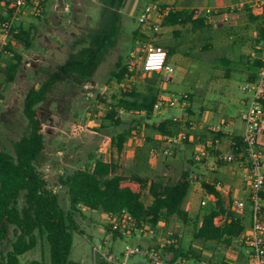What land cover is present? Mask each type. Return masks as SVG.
<instances>
[{"label": "rangeland", "instance_id": "obj_1", "mask_svg": "<svg viewBox=\"0 0 264 264\" xmlns=\"http://www.w3.org/2000/svg\"><path fill=\"white\" fill-rule=\"evenodd\" d=\"M66 2L70 4L69 12L61 14L62 11L58 9L59 11L52 15L45 9L38 17L28 13L18 24L17 33L23 29L30 34V37L27 42L21 41L20 44L13 45L14 50L22 57V62L15 81L3 85L0 89V148L3 151L15 154V143L29 135V123L23 113L28 91L39 88L60 65L74 55H80L93 42L91 39L97 28L96 18L100 16V13H97L99 6L94 5L97 0H66ZM150 2L151 0H141L140 9H144ZM140 13L130 22L135 30L142 26L138 21ZM105 18L108 20L109 15L106 14ZM127 33V30L122 32L118 38V47L109 50L91 80H83L76 74H70L56 84L46 100L38 105L45 123V147L37 167L47 181L48 188L56 191L60 204L66 212L71 211V201L68 191L60 186V178L72 174L77 169L92 167L97 158H102L101 151L106 146L104 143L111 137L130 132L126 148L121 158L117 159L128 176H141L152 182L169 185L180 181L185 170L191 173L203 170L202 165L198 164L195 158L204 148L201 137L204 135L208 138L212 137L208 130L210 123H219L221 120L220 124L225 126L229 119L233 118L232 122L238 125L239 113L236 116V112L232 108L229 109L228 104V98L233 95L229 94L231 91H228V86L224 85L230 84L237 90L246 81L248 75L245 70L248 63L245 58L254 51L252 47L256 38L248 37L236 27L212 32L209 50H203L204 44H200L201 47L199 46L197 50L186 49L185 53L184 48L199 45L196 43L198 41H206L204 36H202L204 39H200L201 37L195 38L194 34L186 33L182 41L185 44L182 48V56L184 59H189L184 69L187 73L178 76L179 58H181V52H178L169 62L175 70L174 75L178 77H174V80L173 77L166 79V88L160 93L161 98H159V103L169 98L175 104L171 106L164 102L160 106L162 113L150 120L143 114L117 109L119 123H116V126L103 128L107 110L112 109L111 105H117L116 99L121 93L132 88L144 89L146 77H143L140 70L144 56L141 51L142 45L152 43L167 50L158 35L151 37V41L141 40L142 47L135 45L134 48L133 35ZM174 44L176 42L172 41L169 45L172 47ZM181 45L176 46L177 50L181 49ZM133 48L136 49L134 57H132ZM12 56V54L3 55L2 63L6 65ZM223 58L228 59L231 64L227 66L222 63ZM118 62L122 65H130L129 72L132 74L126 76L123 85L113 78V73L121 69L117 67ZM218 93L220 94L217 95ZM214 98L220 101V106L225 100L227 103V110L226 108L218 110L220 115L222 114L220 119L217 107L215 110L213 108L211 100ZM187 108H191L193 115L187 113ZM170 116L180 123L171 129L173 132L171 137H177L179 140L170 148L171 155L164 156L162 151L165 148V136L156 129V126L164 121L165 117ZM191 122L193 125L189 128L187 123ZM235 130L239 132L236 126ZM228 146L229 142L223 139L218 143L217 149L222 155H226L232 153ZM107 147L111 149V146L107 145ZM240 163L237 161L234 164H223L220 175L211 172L206 177L210 183L218 181L223 186L225 208L228 212L237 215H240V212L233 206L236 192L238 191L246 202L248 200V193L247 195L244 193L246 190L244 173H247L248 169L245 161ZM126 183L135 191L141 190V187L134 182ZM200 185L203 191L202 183ZM203 193L194 194L192 201L185 202L184 209L192 219L190 226L174 218L169 223H161L157 227L146 226L144 232L131 234L123 240L117 238L113 240L108 236V218L103 217L104 214L83 207L79 213L74 214L77 230L73 232L74 242L70 258L83 264H97L93 248L103 249L104 243L114 248L117 253L125 249L126 243L143 249L157 248L161 251L167 241V235L177 234L181 236L186 251L192 247L201 261H207L208 246L194 239L196 218L198 216L203 218L207 213L206 209L211 208L201 206L202 198L205 197ZM142 194L143 200L146 203L150 202L148 189ZM14 240V227L10 226L7 240L1 247L0 258L5 257L12 249ZM33 260L50 263V247L45 239L39 238L37 246L20 257V264H29ZM128 264L151 263L145 256L137 254ZM188 264L199 263L191 259L188 260ZM212 264H216L215 261H212Z\"/></svg>", "mask_w": 264, "mask_h": 264}, {"label": "trees", "instance_id": "obj_2", "mask_svg": "<svg viewBox=\"0 0 264 264\" xmlns=\"http://www.w3.org/2000/svg\"><path fill=\"white\" fill-rule=\"evenodd\" d=\"M7 18L6 12L0 5V23ZM186 24H191L196 29L204 25V19L196 20L193 12L172 11L163 22L164 26ZM259 33L258 44H261V30ZM136 35L139 34L136 32ZM29 37L30 34L23 29L12 35L7 51L13 56L5 66H0V89L3 85L15 81L22 62V57L13 48V42H27ZM111 38V30L98 34L88 49L60 65L49 75L46 82L39 88L29 90L25 97L23 113L29 123V135L15 143V154L0 148V251L7 240L10 226L14 227L15 236L12 249L5 257L0 258V264H20V257L32 251L37 246L39 238L45 239L50 247L49 264H83L70 258L74 242L73 232L77 230L74 214L79 213L83 207L107 215L126 210L140 225L152 227L169 223L174 218L187 226L192 223V219L184 209L190 187L187 170L183 171L181 180L177 183L163 185L140 176H128L115 157H112L110 162L97 159L92 167L77 169L72 174L60 178V185L68 191L71 201V211L66 212L60 204L58 195L48 188L47 181L37 167L45 147V123L38 105L46 100L56 84L70 74H76L83 80H91L113 47ZM256 52L260 58L255 60L252 67L259 69L263 65L261 60L263 51L260 45ZM171 53L172 51L169 50L168 56ZM117 67L121 69L114 72L113 76L121 84L126 80L127 75H132L129 72L130 65L117 63ZM158 84L159 75L154 74L148 78L144 91L132 88L121 93L116 99L117 105H111L112 109L107 110L104 116L105 124L102 127L116 126V123H119L117 109L144 112L147 116H151L158 106ZM178 125H180L178 122L164 121L156 126V129L164 136H172L171 129ZM187 126L190 128L188 123ZM129 133L111 137L104 144L110 145L120 157ZM234 142L232 152L237 155L243 153V139L235 138ZM126 181L138 183L141 191L134 192L129 187H123ZM203 188L206 193L217 199V207L207 208L203 218L200 216L196 218L194 238L202 242L212 241L227 247L231 246L246 233V226L239 215L226 210L224 199L215 185L204 183ZM145 189H148L150 199L148 203L143 200L142 191ZM259 195L264 214V186ZM247 202L245 208L252 212L251 199L249 198ZM219 216H225L226 220L217 225L215 219ZM161 251L166 259L168 255L171 256L170 261L178 258L201 261L200 256L192 248L185 250L177 234L167 235V241ZM29 264L47 263L33 260Z\"/></svg>", "mask_w": 264, "mask_h": 264}, {"label": "crops", "instance_id": "obj_3", "mask_svg": "<svg viewBox=\"0 0 264 264\" xmlns=\"http://www.w3.org/2000/svg\"><path fill=\"white\" fill-rule=\"evenodd\" d=\"M240 2H241V0H151L150 3H147L145 5V8L147 6L152 5V6L160 8V11L155 10L154 12H152V14L150 16V22L148 24L140 26L137 30H135L133 28V26L130 24V22H131V20H133L136 17V15L140 11L143 10V9H140L141 0H122V1H120V0H102V1L97 0V3L94 4V5L99 6L97 13L98 14L100 13V16L98 18H96L97 19L96 20L97 21L96 22L97 28L95 29V33L93 34V36H92L93 38L91 40H95L98 37V34L103 33L105 31H108V30L109 31L111 30V33H112L111 40H112V44H113L112 48H115V47L117 48L118 47V38H120V36L122 35V32H125L127 30L128 33H132V35H133V38L135 41L133 42L132 47L135 48V45H138L139 47H142L144 45L141 40L146 39V41H151V37L158 35L161 43H163V46L167 47V52L169 50L172 51L171 55L168 56V61H167L168 66L172 67L169 63L170 59L175 54H177L178 52H181V58H179L180 68H179L178 76H182V75H184V73H187L186 70L184 71V69L186 68L185 64L188 62L189 59L188 58L184 59V57L182 56L183 55V53H182L183 49L182 48L185 47V44L182 41H183L184 35L186 33H191V35L194 34L193 37H195V38H200V37H201L200 39L206 38V41L205 42L198 41L196 43H199V45H190V48H184L183 52H185L186 49L191 50L194 48L195 50H197L199 48L200 44H204L202 46L203 50L204 49L209 50V48H210L209 43L212 39V37H211L212 32L222 31L224 29H229V28H236L237 27V28H239V30L241 32H245L248 37H251V38L255 37L256 38V40L254 42V47H252V49L254 51H252L247 56V58H245V59H247V63H248L246 66L247 69L245 70V72H247V75H248L246 78V81L242 85H240V87H238L237 90L235 88H232L230 84L224 85V86H228V91H231V92H229V94L233 95L231 98H228V101H229L228 104H229V109L232 108L236 112V116L239 113L238 119H237L238 125L235 124L234 122H232L233 120H231V119H233V118H230L228 121V124L225 126L220 124L221 120L219 121V123L212 122L208 125V130L212 134V137L208 138V136L204 135L201 137V142L204 144L203 150H205L209 153L210 158L208 160H203L201 162L197 161L198 164L202 165L203 170L202 169L198 170L195 173H191L189 170H187V171H189L188 181L190 183V187H189L188 195H187L185 202L192 201L194 194H199V193L201 194V192H204L203 194L205 197L209 195L208 193H206L204 188H203V191L200 189L201 183H202V187H203L204 183L215 185L216 189L221 193L223 199H225L224 195L222 194V192H223L222 187L223 186L218 181H216L215 183H210L209 181L206 180V177L211 172H214V175H220L219 173L221 171L222 165L223 164H229L223 160V157L230 154V153H228L226 155H222V153L217 149L218 143L221 140L226 139V141L229 142V146H228L229 150L232 152L233 145H235V142H234L235 138H242L243 134H244V125L240 119V113L244 109L245 103H246L249 95L244 93L243 86L246 84H252L257 78L258 69H254L252 66H253L255 60L257 58H260L258 56V53L256 52V50L258 49V47L260 45V44H258L257 38L259 37L258 33L261 30V21H260L261 19H260L259 14L254 12L249 6H246L245 8L240 9V10L237 9V6ZM78 4L81 5L80 2H78ZM208 7L214 8L220 12H225V11H230L232 9H235L237 11V16L233 21H231L229 23H223L222 21L211 22L205 17L196 16V14H195L196 10H202V9H205ZM58 9L62 11L61 14L69 12L70 4H68V2H66V0H49L47 2L46 11L48 13L54 15L56 13V11L57 12L59 11ZM172 11L173 12H182V13H192L193 12L194 18L196 20H198L200 18L204 19V25L202 27L200 26L196 29L191 24L164 26L163 22H164L165 18ZM28 13L33 14L32 11H30ZM28 13L26 15H28ZM106 14L109 15L108 20H106V18H105ZM38 19H40V17ZM127 26H128V28H126ZM136 32L139 35H136ZM202 36H204V38ZM172 41L176 42V44H174L171 47L169 44ZM15 43L20 44L21 42H19V41L13 42V45ZM178 44H180V45L182 44L181 49H179V50H177V48H176V46H178ZM134 48H133V50H134ZM135 51H136V49L132 53H134ZM221 62L227 66H229L231 64L228 59H224V58L221 60ZM0 66H5L4 63H2V59H1ZM242 70H244V69H242ZM174 73H175V70L170 76L171 78L173 77V80H174V77H178V76H175ZM154 74L159 75L158 106L156 107L155 112L151 116H147L144 112H128L124 109H119V110H123V111H126L128 113H135V114H141V115L143 114L149 120L152 119L153 117H157L159 114L162 113V111H160V106H159V100L160 99L159 98H161L160 93L163 92V89L166 88V84H167L166 79H168L169 77L165 73H161V74L160 73H150V74H147L145 76L143 75V77H146L144 80L145 81L144 82L145 83L144 88L147 85L148 78H150ZM160 77H162V79H160ZM123 83H121V85H123ZM139 91H144V89L139 90ZM219 94L220 93H218L217 95H219ZM189 96H191V95H189ZM183 99L191 101L190 99H187V98H183ZM211 101H212V104L214 106L213 107L214 110L217 107V112L219 113L218 118L220 119L222 117V114L220 115V112L218 110H225V108L227 107L226 100L224 101L222 106H220V101L218 99L214 98V100H211ZM226 110H227V108H226ZM187 111H188L187 113H189L190 115H193L191 108H187ZM164 121L177 122L178 120H174L170 116L168 118L165 117ZM164 121H162V122H164ZM188 124L190 125V128H192V125H193L192 122L188 123ZM235 126L239 129L238 130L239 132H237V130H235ZM168 137H171V136H165L164 141ZM128 141H129V137L127 138V141L124 145L123 152L126 148ZM108 146H110V145H108ZM212 151H215V152H212ZM101 152H102V154H101L102 158H97V159H101L104 162H110L112 157H115L116 159L119 158L116 151L112 147H111V149H109L107 147V145L103 147V150ZM120 158H121V156H120ZM234 163H236V162H234ZM234 163H231V164H234ZM240 164H242V163H240ZM193 174H199L200 175V181L199 182H193V183L190 182V177ZM244 174H245L244 175L245 176L244 188L246 189L244 191V193H245V195H247V193H248L247 196L249 199L250 194H251V187H250V183H249L248 178H247V173H244ZM142 178H144V177H142ZM126 182H132V181H126ZM126 182H124L123 187H129L134 192H140L141 191V190L135 191ZM134 183H136V182H134ZM136 184H138V183H136ZM143 191H142V193H143ZM205 197L202 198V201L205 199ZM235 200H242L245 202L246 205L248 203L244 200V198H242V195L238 191L236 192V196L233 199V202ZM238 212H240V211H238ZM103 217H108V215L104 214ZM239 217L243 220V223L246 226L247 230H246V233L243 234L239 239H237L231 246L227 247V246H224L222 244H218V243L212 242V241L203 242L209 248V249H207V251H208L207 252L208 264H212V261H215L216 264H248V254H247L248 249H247V246L244 242V238L246 235L249 234V232L252 228V212L247 211V209L245 208L244 211L240 212ZM225 220H226L225 216H219L218 218L215 219V224L220 225ZM179 237L181 238V236H179ZM191 248L192 247H190V249ZM198 263H199V261H198Z\"/></svg>", "mask_w": 264, "mask_h": 264}, {"label": "built area", "instance_id": "obj_4", "mask_svg": "<svg viewBox=\"0 0 264 264\" xmlns=\"http://www.w3.org/2000/svg\"><path fill=\"white\" fill-rule=\"evenodd\" d=\"M49 0H0V5L7 14V19L0 23V64L1 58L5 54H11L7 51V47L11 42L13 34L18 32V24L23 17L30 11L35 16H41L46 9ZM249 6L254 12L258 13L261 21L262 42L260 47L263 51L261 57L263 65L258 69L257 78L252 84L243 86L245 94L249 95L245 103L244 109L240 113V119L244 125L243 144L244 151L241 154L230 153L223 157V160L231 164L234 162H246L248 169V181L251 187L250 199L252 201V228L248 235L245 236L244 242L248 249V264H264V214L263 203L260 198V192L264 186V0H241L237 9H243ZM155 10L160 8L155 6H147L139 15V23L141 25L150 22V16ZM196 16L207 18L211 22L222 21L229 23L237 16V11L220 12L214 8H205L195 11ZM144 57L140 64L141 74L144 76L150 73H165L168 77L174 72V69L168 66V52L160 45L148 43L144 44L141 50ZM135 52L132 53V57ZM166 104L173 106L175 103L171 99L163 100ZM164 102L159 103L162 106ZM177 137H168L164 142V156L171 155V150L177 142ZM210 155L203 150L196 155V161L208 160ZM245 158V159H244ZM200 175L193 174L190 182H199ZM54 192V191H53ZM56 193V191L54 192ZM202 207H217V199L208 195L201 202ZM246 204L242 200L234 201V208L237 211H244ZM107 232L111 239L123 240L131 234L144 232L146 226L139 224L136 218L128 211L124 210L114 215H108ZM100 249L94 247V257L97 264H128L130 259L137 255L145 256L151 264L167 263V264H188L186 258H178L170 261L163 257L162 251L155 249H143L130 243L125 244V249L117 253L114 248L106 246ZM199 264H208L207 261H199Z\"/></svg>", "mask_w": 264, "mask_h": 264}]
</instances>
